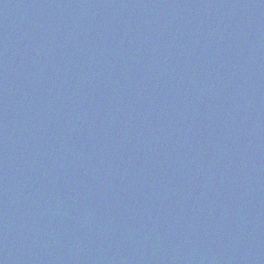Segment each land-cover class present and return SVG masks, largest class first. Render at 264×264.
<instances>
[{
    "label": "water",
    "instance_id": "water-1",
    "mask_svg": "<svg viewBox=\"0 0 264 264\" xmlns=\"http://www.w3.org/2000/svg\"><path fill=\"white\" fill-rule=\"evenodd\" d=\"M0 264H264V0H0Z\"/></svg>",
    "mask_w": 264,
    "mask_h": 264
}]
</instances>
